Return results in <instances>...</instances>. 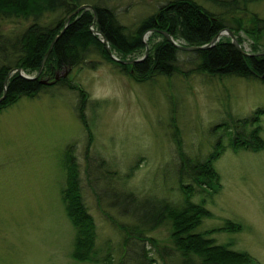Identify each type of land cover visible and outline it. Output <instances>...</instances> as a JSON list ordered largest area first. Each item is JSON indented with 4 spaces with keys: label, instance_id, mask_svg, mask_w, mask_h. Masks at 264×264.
Listing matches in <instances>:
<instances>
[{
    "label": "rangeland",
    "instance_id": "rangeland-1",
    "mask_svg": "<svg viewBox=\"0 0 264 264\" xmlns=\"http://www.w3.org/2000/svg\"><path fill=\"white\" fill-rule=\"evenodd\" d=\"M165 1L107 3L130 32ZM195 1L220 12L205 0ZM253 13L264 18V0L248 2L232 15L247 20ZM25 23L21 17L0 18V31L12 37ZM236 36L249 52L253 39L243 31ZM149 38L150 33L143 39L148 42ZM159 39L154 35L150 43ZM256 43L264 50V33ZM144 50L128 58H139ZM89 60H94L91 67L68 65L50 78L43 76V84L53 83L52 87L22 96L0 110V264H116L124 252L123 234L113 223H135L134 216L123 214L130 202L124 196L130 195L136 203L145 199L183 201L176 150L202 162L218 140L225 146L214 161L221 187L212 196L194 194L192 200L204 198L211 212L202 218L198 230L223 227L228 221L240 224V230H222L211 236L216 243L229 244L264 264V147L259 151L233 150L226 131L215 127L239 125L248 119L246 129L253 128L252 114L264 107V83L190 72L194 62L183 53L177 63L186 74L156 76L143 82L94 49L86 56ZM63 73L87 94L83 105L77 90L58 84L65 78ZM258 125L264 140V113ZM69 147L79 165L84 202L95 221L98 262L72 258L75 229L61 196L66 181L63 157ZM168 233V225L144 231L160 242L158 249L148 242L143 245L148 257L157 258L155 264H163L160 255L167 263L165 254L174 253ZM177 257L171 254L170 261L176 262ZM124 259V264H130L127 252Z\"/></svg>",
    "mask_w": 264,
    "mask_h": 264
},
{
    "label": "trees",
    "instance_id": "trees-1",
    "mask_svg": "<svg viewBox=\"0 0 264 264\" xmlns=\"http://www.w3.org/2000/svg\"><path fill=\"white\" fill-rule=\"evenodd\" d=\"M107 1L109 0H0V18L21 17L26 21L12 37L0 31V109L12 105L22 96H33L44 88L52 87L53 83H41L43 76L50 78L57 70L68 65L80 68L93 66L94 60L86 61L91 49L140 82L156 76L186 74L187 71L182 70L177 63L178 55L183 53L190 58L189 62H194L190 72L218 78L236 76L264 83V50L259 49L256 43L264 33V18L255 13L247 20L232 15L254 0H205L217 7L219 13L206 9L195 0H166L130 32H126V27L119 23L115 11ZM82 5H91L93 9H81L72 14L66 25L68 15ZM227 27L235 36L243 31L253 39L249 52L244 54L238 51L228 36H221L209 48L180 49L158 32L162 30L168 33L184 46H200L210 42L214 35ZM152 29L155 30L147 42L148 53L142 60L132 63L112 59L100 36L93 33V30L100 31L117 58L132 60L135 57L129 59L128 56L145 49L143 36ZM154 35L160 39L151 44ZM52 41L54 42L38 78L26 79L15 71L8 76L4 87V80L12 69L20 68L28 74L36 73ZM238 42L240 43L239 40ZM58 84L66 89L77 90L80 104L85 103L87 94L68 76L62 77ZM260 108L252 114L251 122L255 121V125L251 129H246L248 119L241 120L239 125L222 123L215 126L226 131L228 144L233 150L245 148L259 151L264 147L261 127L258 125L264 107ZM86 129L90 132L88 122ZM177 139L181 149V141ZM224 148L218 140L216 147L202 162L188 158L182 150H176L179 159L178 184L183 201L170 203L162 199H145L136 203L130 195L124 196L130 202L125 205L123 214L130 213L135 217V223L132 226L113 223L123 234L121 245L124 252L116 264H124L126 252L130 264H155L157 258L148 257L143 245L148 242L156 249L161 245L157 239L144 235V231H152L161 225H168V239L174 251L171 254L178 256L176 262L172 263L171 254H165V258H169L165 263L160 255L163 264H251L246 253L235 251L228 244L216 243L211 236L222 230H240V224L228 221L223 227L198 230L202 218L211 216V212L206 208L204 198H200L199 202L192 198L194 194L202 192L212 196L220 189V178L213 162ZM63 166L66 181L61 196L66 215L75 229L72 258L98 262L96 225L84 202L79 165L70 147L64 151ZM185 180L189 181L184 182ZM99 196L97 199H100Z\"/></svg>",
    "mask_w": 264,
    "mask_h": 264
},
{
    "label": "water",
    "instance_id": "water-1",
    "mask_svg": "<svg viewBox=\"0 0 264 264\" xmlns=\"http://www.w3.org/2000/svg\"><path fill=\"white\" fill-rule=\"evenodd\" d=\"M82 8H91V9H93L91 5H82V6H80L78 9H76L73 13H71L70 15H68V17H67L68 20L70 19V17H71L72 14L77 13V12H78L80 9H82ZM66 25H67V24H66ZM154 30H155V29H152V30H150L148 33L152 32V31H154ZM62 31H63V29H62ZM230 31H231L230 29L225 28V29L221 30L219 33H217L216 35H214V36L212 37V39L210 40V42H208V43H206V44H203V45H200V46H183V45H180V44H178V43L175 41V39H173L168 33L164 32V31H162V30H160L159 32L162 33V34L166 37V39H167L169 42H171L172 44H174L176 47H178V48H180V49H186V50H198V49L209 48L210 46L214 45L222 35H224V34L227 33V34H230L229 37L231 38V43L234 45V47H235L238 51H240V52L246 54V52H244V50L242 49L241 45L239 44V42H238L236 36H235L234 34H232ZM93 33H94V34H97V35L100 36V40H101L102 44L104 45L105 50H106L107 53L110 55V57H111L112 59L116 60V61H120V62H122V63H132V62H134V61H140V60H142V59L146 56V53H147V44H146V42L144 41L145 44H146V51H145V54H144L142 57L137 58V59H132V60H120V59H118L116 56H114V55L112 54V52H111V50H110V47H109V45H108V43H107V40H106L105 37L100 33V31L93 30ZM54 40H55V39H54ZM53 42H54V41H52V43H51V45H50L48 51H47L46 54L44 55L43 61H42L41 65H40V67H39V69H38V71H37V73H36L35 75H28V74H26V73H25L22 69H20V68L12 69V70L9 71L8 75L6 76V78H5V80H4V87H6L7 80H8V76H9L11 73H13L14 71H17V72L19 73L20 76H22V77H24V78H26V79H35V78H38V76H39V74H40V72H41V70H42L43 64H44V62H45V60H46V57H47V55H48V53H49V51H50V49H51V47H52ZM40 81H41L42 83H45V82H46L45 80H40ZM0 100H1V99H0Z\"/></svg>",
    "mask_w": 264,
    "mask_h": 264
},
{
    "label": "bare ground",
    "instance_id": "bare-ground-1",
    "mask_svg": "<svg viewBox=\"0 0 264 264\" xmlns=\"http://www.w3.org/2000/svg\"><path fill=\"white\" fill-rule=\"evenodd\" d=\"M152 14H153V13H152ZM69 20H70V19H69ZM69 20H68V18H66V22H65V24H68V23H69ZM227 28H228V27H227ZM228 29H230V28H228ZM230 30H231V29H230ZM230 32H231L232 34H234L232 30H231ZM224 35H227L228 37L230 36V34H227V33L224 34Z\"/></svg>",
    "mask_w": 264,
    "mask_h": 264
}]
</instances>
